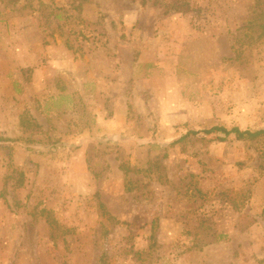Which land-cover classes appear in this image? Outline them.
Listing matches in <instances>:
<instances>
[{
	"label": "rangeland",
	"instance_id": "374dc122",
	"mask_svg": "<svg viewBox=\"0 0 264 264\" xmlns=\"http://www.w3.org/2000/svg\"><path fill=\"white\" fill-rule=\"evenodd\" d=\"M213 126L264 128V0H0V264H264Z\"/></svg>",
	"mask_w": 264,
	"mask_h": 264
},
{
	"label": "trees",
	"instance_id": "16d2710c",
	"mask_svg": "<svg viewBox=\"0 0 264 264\" xmlns=\"http://www.w3.org/2000/svg\"><path fill=\"white\" fill-rule=\"evenodd\" d=\"M200 132H203L205 134H212L216 132L224 133L225 135H231L235 134L238 138L243 139V138H255L261 135H264V128L263 129H257V130H251V129H241L238 126L232 127V128H227L224 126H213L211 128H207L204 130H190L186 135L181 137L177 141H182L188 136H193V135H198ZM11 140V139H8Z\"/></svg>",
	"mask_w": 264,
	"mask_h": 264
}]
</instances>
